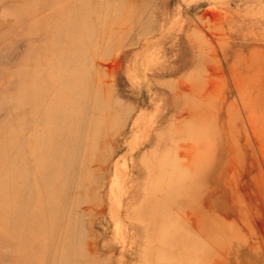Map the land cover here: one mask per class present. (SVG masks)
<instances>
[{
    "label": "rangeland",
    "instance_id": "1",
    "mask_svg": "<svg viewBox=\"0 0 264 264\" xmlns=\"http://www.w3.org/2000/svg\"><path fill=\"white\" fill-rule=\"evenodd\" d=\"M23 2L0 0V134L23 92L44 87L40 107L60 97L49 125L68 139L43 150L53 174L16 177L37 166L19 141L48 137L30 119L2 154L34 205L53 201L46 263L181 264L193 239L195 264H264V0ZM19 8L35 9L21 25ZM168 194L176 205L159 221L148 211ZM12 249L0 264H18Z\"/></svg>",
    "mask_w": 264,
    "mask_h": 264
},
{
    "label": "bare ground",
    "instance_id": "2",
    "mask_svg": "<svg viewBox=\"0 0 264 264\" xmlns=\"http://www.w3.org/2000/svg\"><path fill=\"white\" fill-rule=\"evenodd\" d=\"M22 1H24L23 4L27 6L30 4H34L35 2V0H22ZM18 7H16V9ZM34 12L35 9L32 10L25 8L20 9L16 13L15 19L17 20L18 24L21 25V23H23V21H26L29 18V15L33 14ZM18 32H20V30H18ZM57 44L59 43L57 42ZM53 50L56 51L57 53L54 54ZM53 50L52 52L54 54V58H56L57 57L56 55L59 56V52H61V50H57L56 48H54ZM26 65L34 67L30 64H26ZM23 73H24L23 74L24 78L22 77V79L20 80L21 89L25 88L27 86V83L29 82L27 76L25 75V72ZM33 86H36V84L33 83ZM39 90L40 91L34 92L31 95L23 92L21 94L22 98L18 96L16 97V99L18 98V100L13 101L12 104V109H13L12 120L14 126H12L11 129H8L7 131H4V133L0 134V255L2 254L1 249H3L5 245L10 246L11 248L14 249V250L12 249L11 252L13 254L12 255L13 259H16L18 261V264H47L46 262L48 260L46 258L51 257L50 252L48 257L44 256V253L46 254V252H48V249H51L52 246H49L44 231L42 230L45 223L47 221L49 222L53 218V216L50 214V211H48V207L49 206L51 207L53 201L52 202L44 201L39 203V205L37 206L34 205L33 204L35 201L34 193L29 191V188L25 185L18 186L16 184L15 177L9 176L13 167L9 161L4 159L2 154L4 153L7 147V141H10V138L12 136L17 138L22 137V134L26 132V127H27L26 121L30 119L33 123L32 128L36 131L39 128L44 129L48 137L45 135L46 137L41 141H36L34 139H29V138H27L26 140L19 141V146L20 147L24 146L28 152V155H33L36 157L37 166L34 167V169L31 168L32 171H30L31 169L24 165V168L22 170L21 169L17 170L16 177L18 180L20 179L21 181L25 182L30 180L33 176H35L36 173L41 175L44 174L45 176L48 174V176H50L49 174H53L55 171L50 167L44 166L42 164L43 150L46 147V145L50 144L53 141V140L51 141L50 136L56 134L57 139L60 140H62L66 136L65 134L58 133V131H60L61 126L51 127L49 125V123H51L52 121L55 122L57 119L56 112L58 108L57 105L61 100L60 97L58 96L51 97V100L53 101L52 104L50 105L46 104L43 107H40L44 101V96H43L44 87L43 88L39 87ZM73 95L74 98L76 99V103L79 111L88 108L86 99L83 102L79 100L81 96H83V92L82 93L78 92V94L74 93ZM70 124L73 126L72 130L74 131H76L77 128H83L84 130L85 127L83 125V122L80 123L79 120L78 121L74 120V122L72 121ZM81 136H82V132H81ZM66 139H68L67 136ZM79 145H80L79 143L77 145H74L73 149L76 148L78 149ZM67 157L70 158V162L68 163V166L71 165L73 166V164H76L77 162L78 163L82 162L81 158L74 157L69 153H67ZM52 180L54 182V178ZM189 183L191 182H188V179H186L185 181L182 180V184L181 186H179L180 193L182 191H185L186 193L187 192L190 193L189 190L191 188L193 189L194 187L193 184L191 186ZM23 203L26 205L25 207H22ZM185 203L187 204L186 200ZM173 204L176 205V201L172 196L168 194L165 200L160 201V203L155 202V205L152 206L153 207L152 209L150 208L149 210L150 213L148 211V214L152 217H157L159 221L160 220H163L164 222L169 221L170 220L169 208H171V205ZM177 206L179 207L180 205L178 204ZM26 212L29 215L28 222L26 223L29 232L24 231L22 226L23 223H21L19 220L20 215ZM173 230L177 231L178 228L173 227ZM174 235L175 234L173 232L168 237L167 241L165 239L164 246L167 249H170L171 247L174 248L178 247V245H176L175 242L172 243V241L174 240ZM30 240L33 241V244L35 245L33 248H35V250H30L33 249L29 247L31 244ZM183 250H184L183 251L184 255L181 258H179L180 259L179 262L181 264H195V261L198 260V256L200 255V250H202V247L200 246V243H197L196 241H193V239H190V241H184ZM195 250L197 251V254L194 253ZM5 255L7 254L5 253ZM179 259H177V261ZM59 261L61 262L62 260ZM173 263H175V261Z\"/></svg>",
    "mask_w": 264,
    "mask_h": 264
}]
</instances>
